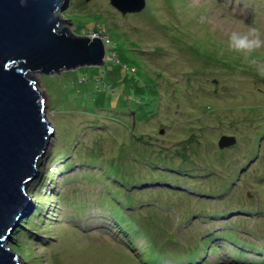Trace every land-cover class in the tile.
Instances as JSON below:
<instances>
[{"label":"rangeland","instance_id":"obj_1","mask_svg":"<svg viewBox=\"0 0 264 264\" xmlns=\"http://www.w3.org/2000/svg\"><path fill=\"white\" fill-rule=\"evenodd\" d=\"M144 1L122 14L67 0L68 29L104 30L106 53L31 72L54 134L28 185L34 210L8 240L23 264H150L144 248L158 247L160 264L190 247L195 264L264 261V77L228 45L232 31L264 33V0ZM151 101L157 111L134 121ZM223 134L235 140L221 148Z\"/></svg>","mask_w":264,"mask_h":264},{"label":"water","instance_id":"obj_2","mask_svg":"<svg viewBox=\"0 0 264 264\" xmlns=\"http://www.w3.org/2000/svg\"><path fill=\"white\" fill-rule=\"evenodd\" d=\"M121 13L141 9L144 0H109ZM67 0H0V264H23L7 246L10 227L31 203L23 187L35 172L52 127L44 94L31 72L100 64L98 37L77 36L59 16ZM233 136L222 135L219 147ZM9 234V235H8Z\"/></svg>","mask_w":264,"mask_h":264},{"label":"clouds","instance_id":"obj_3","mask_svg":"<svg viewBox=\"0 0 264 264\" xmlns=\"http://www.w3.org/2000/svg\"><path fill=\"white\" fill-rule=\"evenodd\" d=\"M118 11L121 13L120 10H118ZM85 36H88L90 39L92 37H98L100 39V41L102 42V44L104 46V49H105V45H107V43L111 42L110 36L104 30H101V32L93 31V33L91 34V36H89V35H85ZM228 45H229V48L233 52L238 53L246 62H250V64L253 67H255V69L257 71V74L260 77H264V61H259L258 59L254 58V54L255 53H258L261 50H264V33H262L256 27H249L247 30H236V31H232L229 34V36H228ZM104 51H105L104 53H106V50H104ZM105 57H106V55H105ZM90 64H93V63H90ZM95 64H97V63H95ZM38 89H39V87H38ZM49 123H50V121H49ZM50 126L52 127L51 132L53 131V134H54V128L51 125V123H50ZM53 134L48 139H50L53 136ZM223 135H226V134H223ZM48 139L46 138V140H48ZM46 151H47V149H44L41 152V155H39L36 158L35 164H34V166H35L34 175L30 178L29 182L23 187V193L26 195V197L28 198V200H29L30 203L33 200L32 198H33L34 195H30V193L28 192V185L32 181H34V179L40 174L41 171H40L39 167L41 168L42 163L45 160V157L44 156L46 154ZM39 185H41V184L39 183ZM39 188H41V186H39ZM34 202H37V201L35 200ZM32 209L34 210L33 204L31 205L30 211ZM24 215H27L26 214V211H23L22 212V215L19 214V216L17 218H15V223L10 227V231H9L10 236H11L13 230H14L13 229L14 226L17 223H19V220L21 218H23ZM208 239H210V238H208ZM216 243L219 244L220 246H223L222 245V242H218L217 241ZM7 246H9L11 248V250L15 253V256H17V260L22 261L21 260L22 259V256L19 255L18 253H16L15 250L12 249V246L8 245V243H7ZM196 248H197V246H196ZM240 248L243 249L244 247L241 246ZM144 249H147V248H144ZM158 249H159V247L157 248V250ZM189 249H192V251L191 252H189V251L188 252H185L184 257L177 260V264H180L181 262H184V261L186 262V264H195V259H197V258L192 259V255L195 253V248L190 247ZM197 250H198V248H197ZM239 251H240L239 256L247 255L246 253H243L242 250H239ZM254 253H256V252H254ZM257 253H259V252H257ZM145 254H146L145 257L148 260H150L149 257H147V254L148 253H145ZM155 255L158 257L157 254H155ZM247 256H248V258H250V257H257V259L259 260L257 262V264H264V261H260L261 258L259 256L251 255V254H248ZM202 258L204 259V257H202ZM144 263H146V261H144ZM160 263H161V261H159V258H157V260L154 263H152L150 261V264H160Z\"/></svg>","mask_w":264,"mask_h":264},{"label":"trees","instance_id":"obj_4","mask_svg":"<svg viewBox=\"0 0 264 264\" xmlns=\"http://www.w3.org/2000/svg\"><path fill=\"white\" fill-rule=\"evenodd\" d=\"M219 61H217L216 60V62H219V65L221 64V65H223V66H226L227 68H229V65H232V64H235V62H233V63H231L230 61H224V60H221V59H218ZM93 64H95V63H93ZM243 65V64H242ZM243 67H244V65H243ZM231 68V67H230ZM240 68V67H239ZM244 71H245V69H244ZM148 106H150V108L149 109H147L146 110V108H139V107H137L138 109H135V112H134V115H133V117H134V121H137L141 116H143V117H141L142 119L143 118H145V116L147 117L150 113H152V112H154V111H157V107H158V105H157V101L155 102V101H151L149 104H148ZM210 109H213L212 108V103L210 104V103H208L206 106H205V111H208V113H212L211 111H210ZM139 110H141V111H139ZM214 111H215V109H213ZM213 111V112H214ZM140 118V119H141ZM110 202L111 203H113L114 201L113 200H110ZM116 203V202H115ZM116 208L119 210L120 209V206L118 205V203L117 204H115L114 205V210H116ZM120 211V210H119ZM121 212V211H120ZM111 215H112V218H114V220L117 222V223H119V224H122V226H123V228L126 230L127 228H129L130 226H131V224H132V214L130 213V215H128L127 217H125V216H123V217H117L116 216V214H114V212L112 211L111 212ZM127 221H129L128 223H127ZM116 229L118 230V232H120L119 231V228L118 227H116ZM122 231V230H121ZM128 233V232H127ZM142 235H144L145 236V234L144 233H142ZM130 241H132V243H133V241H134V239H130ZM249 244H251V242L249 243ZM154 247V246H153ZM147 250V251H146ZM157 251V250H156ZM156 251H153L152 249H149V248H147V249H145L144 250V252H146V253H148L147 254V257H149V259H150V261L152 262V263H154L156 260H157V256L154 254Z\"/></svg>","mask_w":264,"mask_h":264},{"label":"bare ground","instance_id":"obj_5","mask_svg":"<svg viewBox=\"0 0 264 264\" xmlns=\"http://www.w3.org/2000/svg\"><path fill=\"white\" fill-rule=\"evenodd\" d=\"M14 223H15V220H13V222H12L11 226H12Z\"/></svg>","mask_w":264,"mask_h":264},{"label":"flooded vegetation","instance_id":"obj_6","mask_svg":"<svg viewBox=\"0 0 264 264\" xmlns=\"http://www.w3.org/2000/svg\"><path fill=\"white\" fill-rule=\"evenodd\" d=\"M132 115H134V113H132Z\"/></svg>","mask_w":264,"mask_h":264}]
</instances>
